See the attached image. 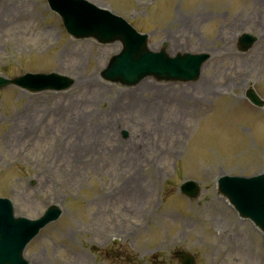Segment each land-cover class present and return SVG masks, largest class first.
Here are the masks:
<instances>
[{
    "label": "rangeland",
    "instance_id": "obj_1",
    "mask_svg": "<svg viewBox=\"0 0 264 264\" xmlns=\"http://www.w3.org/2000/svg\"><path fill=\"white\" fill-rule=\"evenodd\" d=\"M92 1L149 32L156 49L212 56L195 81L113 83L100 73L120 41L71 37L47 0H0V75L75 79L66 90L0 87V196L16 215L61 207L25 260L181 264L182 247L197 264H264L261 230L217 182L264 171V105L245 96L251 82L264 98V0ZM242 31L258 36L246 51ZM185 179L198 182L196 196L180 189Z\"/></svg>",
    "mask_w": 264,
    "mask_h": 264
},
{
    "label": "water",
    "instance_id": "obj_2",
    "mask_svg": "<svg viewBox=\"0 0 264 264\" xmlns=\"http://www.w3.org/2000/svg\"><path fill=\"white\" fill-rule=\"evenodd\" d=\"M64 19L68 30L75 36L94 35L100 40L120 38L124 48L113 57L109 67L104 71L108 75L125 82H135L146 74L158 77L197 78L200 74L198 56L178 54L175 57L165 51L153 52L148 48V34L137 32L123 18L106 9L97 7L86 0H50ZM251 42L246 44V47ZM208 57V54L204 55ZM204 58V59H205ZM116 59V60H115ZM203 60V59H202ZM56 74H36L33 82L26 76L6 80L0 76V85L15 82L27 83L33 89L60 86ZM30 87V86H29ZM258 101V98L251 93ZM239 189L233 196L237 207L247 216L253 218L264 229V173L251 178L239 179ZM56 207V206H54ZM59 208L49 209L44 217L33 222L22 217H15L10 202L0 198V264H28L22 257L29 239L47 221L58 217ZM184 264H195L194 257L179 252Z\"/></svg>",
    "mask_w": 264,
    "mask_h": 264
},
{
    "label": "bare ground",
    "instance_id": "obj_3",
    "mask_svg": "<svg viewBox=\"0 0 264 264\" xmlns=\"http://www.w3.org/2000/svg\"><path fill=\"white\" fill-rule=\"evenodd\" d=\"M201 85V87L202 86H207V84L206 83H204V82H202L201 84H199L198 86H200ZM96 126L98 127V125L96 124ZM96 126L94 125V124H92V127H94V128H96ZM136 144V143H135ZM133 151H134V153H137L138 152V150L137 149H133Z\"/></svg>",
    "mask_w": 264,
    "mask_h": 264
}]
</instances>
